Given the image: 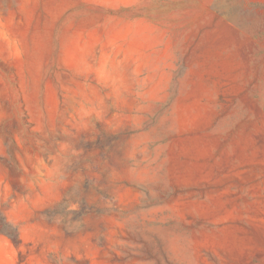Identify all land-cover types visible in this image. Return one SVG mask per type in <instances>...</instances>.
Listing matches in <instances>:
<instances>
[{"label": "rangeland", "instance_id": "1", "mask_svg": "<svg viewBox=\"0 0 264 264\" xmlns=\"http://www.w3.org/2000/svg\"><path fill=\"white\" fill-rule=\"evenodd\" d=\"M0 264H264V0H0Z\"/></svg>", "mask_w": 264, "mask_h": 264}]
</instances>
